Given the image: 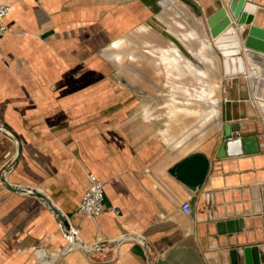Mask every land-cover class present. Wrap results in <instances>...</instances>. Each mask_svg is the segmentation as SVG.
I'll return each instance as SVG.
<instances>
[{"label":"crops","instance_id":"0c3cea01","mask_svg":"<svg viewBox=\"0 0 264 264\" xmlns=\"http://www.w3.org/2000/svg\"><path fill=\"white\" fill-rule=\"evenodd\" d=\"M188 1L206 23L225 4ZM251 2L258 6L255 23L264 28V0ZM0 3L11 5L0 46V125L6 130H0V264H232L233 250L264 249L263 52L243 40L232 46L246 70L228 75L226 105L221 114L214 110L209 134L177 151L139 124L140 100L124 99L123 69L110 66L106 55L140 25L143 11H157L156 0ZM195 32L185 37L201 38ZM212 39L202 37L198 51L219 75ZM152 43L167 45L165 38ZM204 44L213 61L204 58ZM158 47L153 52L165 59L167 48L181 54L175 45ZM227 124L238 126L237 137L258 136L260 152L220 158ZM189 129L176 148L191 146ZM89 173L105 188L106 210L96 218L79 212ZM25 189L67 215L81 244L70 243L48 204ZM185 201L189 214L181 208ZM229 219H242L243 227L219 234L218 223Z\"/></svg>","mask_w":264,"mask_h":264},{"label":"rangeland","instance_id":"374dc122","mask_svg":"<svg viewBox=\"0 0 264 264\" xmlns=\"http://www.w3.org/2000/svg\"><path fill=\"white\" fill-rule=\"evenodd\" d=\"M134 2L143 3L145 0ZM156 3L160 5L157 11H143L140 25L127 29L120 37L124 40L123 45L111 46L106 55L110 66L123 69L124 99L140 100V106L134 113L139 124H148L146 130L151 131L162 145L172 150L188 151L200 142L202 134H209L214 110L221 114L225 108L229 78L223 72L226 56L213 48L219 61V75L201 58L198 51L200 39L207 38L210 31L194 2L156 0ZM141 27L145 29L138 31ZM192 30H196L201 38H186L185 34H190ZM153 38H165L167 45L153 44ZM171 45H175L182 55L179 57L170 49L168 55L179 58L178 63H170L162 53L153 52L155 46L166 49ZM189 62L193 67L189 66ZM208 69L211 70L209 75L205 78L201 76L200 71ZM212 100H216L215 104ZM186 128L193 132L188 139L191 146L188 149L176 148L184 138L181 134Z\"/></svg>","mask_w":264,"mask_h":264},{"label":"water","instance_id":"95a60500","mask_svg":"<svg viewBox=\"0 0 264 264\" xmlns=\"http://www.w3.org/2000/svg\"><path fill=\"white\" fill-rule=\"evenodd\" d=\"M257 12L258 6L251 2V0H225V4H222L213 14L208 15L206 19L211 37L213 39L217 38L235 23L238 29L232 28L237 33L238 38L243 40L245 47L264 53V28L255 23ZM237 127L231 124L225 126L224 141L219 153L220 158L243 154H257L260 152L258 136L237 137L234 134ZM262 134L264 135V131ZM20 154L21 147L19 146L16 161L20 157ZM2 181L8 182L5 174L2 176ZM11 188L20 190L13 186ZM23 191L42 198L57 215L64 231L66 233L71 231L72 225L69 218L54 206L50 199L33 189H25ZM217 226L219 234L235 233L241 230L243 221L242 219H229L219 222ZM77 240L80 243V239L78 238ZM96 247L99 248L100 246L96 245ZM262 251L264 249H261L259 246L246 247L243 252L233 250L230 253L231 263L241 264V258L244 257L245 264H264V255L261 254Z\"/></svg>","mask_w":264,"mask_h":264},{"label":"built area","instance_id":"2783aa9c","mask_svg":"<svg viewBox=\"0 0 264 264\" xmlns=\"http://www.w3.org/2000/svg\"><path fill=\"white\" fill-rule=\"evenodd\" d=\"M10 12H11V5H9L8 3H0V46L3 38L7 35L9 31V27L6 23V19L10 15ZM0 130H5V128L2 125H0ZM230 140H232V138H230ZM88 177H89V186L86 188L82 196L81 203L79 206V212L81 214L96 218L106 210V206L104 202L105 188L103 181H101L95 173H89ZM181 208L187 214L192 212V207L189 201L183 202ZM109 209L112 210L115 214H119L118 209L114 207H111ZM60 227L62 229L64 236L68 239L70 243L72 244L79 243L77 240L79 238L77 230L73 226L69 233H66L64 231V228L61 223H60Z\"/></svg>","mask_w":264,"mask_h":264},{"label":"bare ground","instance_id":"6f19581e","mask_svg":"<svg viewBox=\"0 0 264 264\" xmlns=\"http://www.w3.org/2000/svg\"><path fill=\"white\" fill-rule=\"evenodd\" d=\"M196 34L195 30L191 31V35ZM213 43L215 44L216 48L219 49L224 56H226V59L223 61V70L224 74L232 75L233 73H240L246 70L244 62L241 58H239L240 65H238L237 57H233V53H238L239 49H233V45L239 46L240 39L238 38V35L236 32H234L232 27L227 28L222 34H220L217 38L212 39ZM124 41L118 43L116 47H121L123 45ZM211 48L213 49V46L211 45ZM231 48V50H229ZM158 50H163L160 47L157 48ZM171 49V48H170ZM170 49L167 48L166 53L170 52ZM175 52H178L176 49L172 48ZM209 48L207 45L204 44L203 47V56L207 61H213L211 56L208 54ZM179 57H182L181 54L177 53ZM166 60H168L170 63H178L179 58L177 57H170V55L167 54ZM120 58V56H118ZM182 64V63H181ZM189 66L193 67L191 62L188 63ZM201 76L204 78L207 77V72L200 71ZM260 104L264 106V101H260ZM192 114V113H191ZM81 244V243H80Z\"/></svg>","mask_w":264,"mask_h":264}]
</instances>
